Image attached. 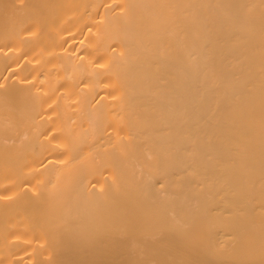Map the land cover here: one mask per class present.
Wrapping results in <instances>:
<instances>
[{
    "label": "bare ground",
    "instance_id": "1",
    "mask_svg": "<svg viewBox=\"0 0 264 264\" xmlns=\"http://www.w3.org/2000/svg\"><path fill=\"white\" fill-rule=\"evenodd\" d=\"M0 264H264V0H0Z\"/></svg>",
    "mask_w": 264,
    "mask_h": 264
}]
</instances>
